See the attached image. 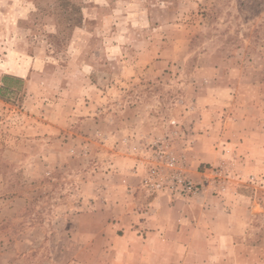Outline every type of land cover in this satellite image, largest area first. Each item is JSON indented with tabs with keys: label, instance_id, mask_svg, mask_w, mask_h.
<instances>
[{
	"label": "rangeland",
	"instance_id": "1",
	"mask_svg": "<svg viewBox=\"0 0 264 264\" xmlns=\"http://www.w3.org/2000/svg\"><path fill=\"white\" fill-rule=\"evenodd\" d=\"M159 190L234 194L264 264V0H0V264H151L113 224Z\"/></svg>",
	"mask_w": 264,
	"mask_h": 264
},
{
	"label": "crops",
	"instance_id": "2",
	"mask_svg": "<svg viewBox=\"0 0 264 264\" xmlns=\"http://www.w3.org/2000/svg\"><path fill=\"white\" fill-rule=\"evenodd\" d=\"M199 165L200 160H197L191 169L192 177L198 181L207 175ZM138 181L139 177L133 179V197L139 190ZM208 192L189 197L159 190L145 197L147 212L123 214L113 225L117 230H123L125 237L129 233H145L142 257L151 264H213V260L233 264V254L220 253L219 248L224 246H213V242L216 239L230 242L234 233H244L245 212L250 209L245 208L234 194ZM135 203L139 204L138 201ZM115 227L108 226L103 230L118 233ZM200 245L203 248L197 249Z\"/></svg>",
	"mask_w": 264,
	"mask_h": 264
},
{
	"label": "built area",
	"instance_id": "3",
	"mask_svg": "<svg viewBox=\"0 0 264 264\" xmlns=\"http://www.w3.org/2000/svg\"><path fill=\"white\" fill-rule=\"evenodd\" d=\"M171 167L174 166V162L168 163ZM160 169H152L149 171L150 174L144 179V182L151 189H155L160 184H157L158 180L161 183L167 181L168 188L178 195H194L201 191L200 183H196L191 178L185 176L179 171L172 169L168 174H163ZM173 193V194H174Z\"/></svg>",
	"mask_w": 264,
	"mask_h": 264
},
{
	"label": "trees",
	"instance_id": "4",
	"mask_svg": "<svg viewBox=\"0 0 264 264\" xmlns=\"http://www.w3.org/2000/svg\"><path fill=\"white\" fill-rule=\"evenodd\" d=\"M8 78H12V79H14L15 81H17L19 83L23 82V79L21 77H16V76H12V75H5L4 76L5 80L8 79Z\"/></svg>",
	"mask_w": 264,
	"mask_h": 264
}]
</instances>
